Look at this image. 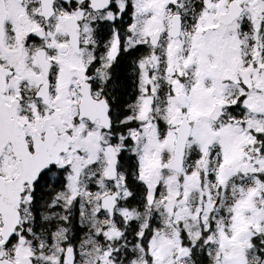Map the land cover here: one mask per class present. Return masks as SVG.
<instances>
[{
	"label": "snow or ice",
	"instance_id": "1",
	"mask_svg": "<svg viewBox=\"0 0 264 264\" xmlns=\"http://www.w3.org/2000/svg\"><path fill=\"white\" fill-rule=\"evenodd\" d=\"M0 264H264V0H0Z\"/></svg>",
	"mask_w": 264,
	"mask_h": 264
}]
</instances>
